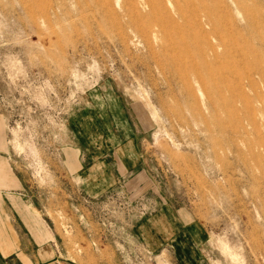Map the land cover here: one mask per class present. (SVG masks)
<instances>
[{"label": "rangeland", "instance_id": "374dc122", "mask_svg": "<svg viewBox=\"0 0 264 264\" xmlns=\"http://www.w3.org/2000/svg\"><path fill=\"white\" fill-rule=\"evenodd\" d=\"M0 192L4 264H264V0H0Z\"/></svg>", "mask_w": 264, "mask_h": 264}, {"label": "crops", "instance_id": "0c3cea01", "mask_svg": "<svg viewBox=\"0 0 264 264\" xmlns=\"http://www.w3.org/2000/svg\"><path fill=\"white\" fill-rule=\"evenodd\" d=\"M106 145V143H102L100 145V148H103L104 150V147L102 146ZM108 154L109 153L106 152L105 155ZM112 154L113 161L110 163V166L112 167H107L106 165H104V167H106L102 169L99 166H91V160L94 159V154H92L90 151H87L83 154L81 158L82 165L77 169V171L81 172L79 178L81 179L83 184H85L86 186L108 187L114 184L118 178L123 176V174L125 175L130 173L134 169V167H136V164L138 163L140 157V153L137 151L135 146H124L121 149H118L116 153L113 152ZM101 158L102 155H100L94 161L101 163ZM18 202H24V206L26 208H33L31 205H27V199H19V197L15 193L0 192V264L5 263V261H3L4 259L14 256L19 248L20 232L18 229L17 218L19 210ZM159 220L167 221L166 223L168 227L173 226L170 222L169 217L159 216V218L154 220V227ZM159 231L164 235L169 234L163 225L161 226ZM198 236L199 235L194 233V235L192 234L190 240H192L193 242H197L196 239ZM171 238L172 237L170 236L168 239ZM198 240H200L199 237ZM160 246H164L167 248L170 247L177 250V247L173 244L172 241L169 240L161 241ZM183 254L185 255V253Z\"/></svg>", "mask_w": 264, "mask_h": 264}, {"label": "bare ground", "instance_id": "6f19581e", "mask_svg": "<svg viewBox=\"0 0 264 264\" xmlns=\"http://www.w3.org/2000/svg\"><path fill=\"white\" fill-rule=\"evenodd\" d=\"M186 262V261H185ZM189 262H190V260H189Z\"/></svg>", "mask_w": 264, "mask_h": 264}]
</instances>
